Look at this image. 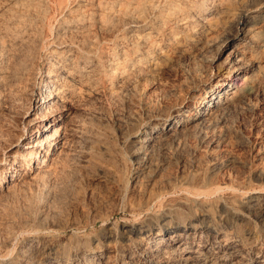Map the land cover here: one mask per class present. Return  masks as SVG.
<instances>
[{
    "label": "bare ground",
    "instance_id": "6f19581e",
    "mask_svg": "<svg viewBox=\"0 0 264 264\" xmlns=\"http://www.w3.org/2000/svg\"><path fill=\"white\" fill-rule=\"evenodd\" d=\"M16 1L19 7L0 5V116L6 112L7 123L16 129V139L6 147L7 157L0 159V193L20 190L25 183L22 180L30 173L37 182L52 173V167L65 154L67 133L79 130L69 126L75 108L72 104H76L73 101L96 91L99 73L109 75L107 69H115L122 78H130L146 74V70L153 72L160 57L171 62L161 46L165 39L176 47L184 44L186 55L197 60L183 85L185 101L191 100L197 106L190 109L176 102L163 109L144 99L147 121L143 126L139 121L133 137L123 140L132 146L130 157L113 154L110 147H105L106 163L114 172L109 166L110 172L99 166L103 172L114 173L125 190L129 189L127 175L132 171L137 179L147 169L150 184L154 182L161 170L154 154L167 143L164 136L175 141L181 133L200 129L214 109L228 111L248 99L256 87L264 88V0H165V8L159 7L160 0ZM148 12L155 13V22L144 27L145 20L143 25L140 23ZM136 28L141 34L129 36ZM109 33L121 37L115 36L110 52L105 54L101 51L102 40ZM157 34H162L160 41ZM214 38H218L217 46ZM120 41L132 43L122 46ZM214 45L218 51H230L223 62L214 66L217 73L209 74L203 68L214 60L207 54ZM255 71L260 76L257 79L252 77ZM114 75L108 78L111 88L117 80ZM15 148L16 152L11 153ZM258 173L264 180V170ZM163 182L171 184L169 180ZM184 186V196L177 201L165 200V190H145L140 210L132 203L126 206L134 215L130 225L124 223L118 228L113 224L99 236L80 233L76 238L82 245L73 255L66 241L62 242V235L36 231L27 235V245L19 247L14 244L17 234H12L4 243L0 264H264V188H241L231 191L227 198H217L223 189L210 190L208 186L209 190L200 187L203 192H191L193 188ZM169 188L175 195L179 186ZM164 207L167 213L157 225L155 214ZM252 223L256 224L254 229ZM109 239L113 243L108 242L104 249Z\"/></svg>",
    "mask_w": 264,
    "mask_h": 264
},
{
    "label": "rangeland",
    "instance_id": "374dc122",
    "mask_svg": "<svg viewBox=\"0 0 264 264\" xmlns=\"http://www.w3.org/2000/svg\"><path fill=\"white\" fill-rule=\"evenodd\" d=\"M6 1L7 0H4L2 3L6 4ZM160 1L159 7L165 8L167 4L166 1ZM9 2L10 0L7 4L13 5V8L19 7L20 5L19 1L17 2L16 0H11L12 3ZM2 3L0 4L1 6ZM71 7L72 5L69 8ZM147 15L149 17L146 16L147 18L141 20L140 23L141 25L142 21L145 20L143 22L144 25L142 24L144 27H148L149 24L155 22V13L148 12ZM87 23L88 22H85V24ZM115 34L109 33L107 37L103 38L101 51L105 54L110 52L109 47L112 46L111 43L115 39V36L121 37V35ZM139 34H141V30L136 28L129 36L133 35L136 37V35ZM160 37H162V34H157L156 38L157 40L159 39L158 41L161 40ZM214 39L216 42L215 45L217 46L218 38ZM164 41L161 43V46L165 50L164 55L169 56L171 62L164 61V59L160 57L158 59V65L153 72L146 70V74L142 72L140 75L138 73V75L135 76L131 75L130 78H122L120 71L115 72V69H107L110 73L113 71L111 74H115V79L117 78V80H115L116 87L114 86V88L107 85L109 84L108 82L111 78V74L105 75L104 72L99 73V85L96 91L87 95L82 94V96H78V98L73 101L76 104H72L73 102L71 103L75 107L73 108V117L71 116L70 118L73 123L69 121L70 119L67 121L71 122L69 124L70 128L76 127L79 128V130H77L78 132L75 130L76 132L70 131L67 133L68 141L65 145V154H63L64 156L62 155L61 160L55 165L56 167H52V173L44 176L43 179L38 182L32 179V174L30 173L22 180V183H25L22 187H19L20 190L13 193H8L7 190H4L0 193L1 254L5 249L4 243L8 241L12 234H17L14 237V244L22 247L27 245L26 242L29 239L27 235H34L36 231L39 233L41 231L40 234L43 235L45 233L50 236L62 235V242L65 243L66 241L67 248L70 250L69 253L73 255L80 245H82V242H79L78 238H76L80 233L99 236L104 230L111 228L113 224L118 228H121V224L124 225V223L125 225H130L134 220V215L126 206L128 203H132L134 207L136 206V210H140L138 205L140 206L142 203L141 198L145 190L152 189V191L163 193L166 191V194H164L165 200L173 199L177 201L176 198L180 199L184 196L183 193L185 192H183L182 189V187H185L184 185L187 186V189L193 188L189 190L191 192L200 191L202 189L206 191V189L209 190L210 187V190L212 187L213 189H216V187L220 188V190L223 189V192H219L220 196L217 194V198H224L227 195L230 196L231 191L233 193V191L240 190L241 188L244 191H258L264 188V180L258 176V171L264 170L263 87H256L248 99L241 101V104L239 102L237 103L238 105H233V108L231 107L228 111L222 108L214 109V116H211L213 113L207 116V119H210L209 121L206 120L204 125L200 128L201 130L193 129L181 133L175 141H170V138H167L168 136H164L165 139L169 140L170 144L165 140L168 145L165 143V148L162 146L163 148L161 147V150L157 149L158 152L156 151V154H154L156 155L154 156V160H156L157 163L159 162L158 164H160L159 166L161 168L155 175V186L152 185L154 182L151 184L149 182L148 176L150 174L147 169L146 172L137 179H135L136 174H134L133 171L130 172V175H127L130 181L128 190H125V188L123 189V186L119 183V180L116 179L114 173L110 174L101 170L100 167L103 165L108 171V168H110V171L114 172L109 164L107 165L108 155L104 153L103 149L105 147H110L113 154L117 153L118 155H124L127 159L130 157L129 153L131 152L130 148L132 146L130 143L125 144L123 142L127 136L130 137L132 135L131 137H133L138 127L140 125L143 126L147 121L145 120L147 119V109L144 106L145 100H152L159 108L163 109L170 108L175 105L176 102L184 103V105L189 106L188 108L190 109L197 106V104L191 100L185 101V88L183 86L185 79L192 75V69L195 67L197 60L194 61L193 57L189 58L186 55L187 53L184 52V49H186L184 48V44L177 46V48L166 39ZM120 43L122 46H130L132 42L124 43L120 41ZM215 45L210 50L208 49V52L211 54H207L209 58L211 57L210 59H214V62L212 61L211 63V61H209V64L206 63L204 65L203 70H207V73L216 74L217 72L214 66L223 62L230 51V49H224L222 52L218 51ZM210 67L214 69L212 70ZM130 70L128 73L132 74ZM253 74V79L260 77L256 71ZM79 99L81 100L80 102L78 101ZM71 104L68 106L73 107ZM6 115L5 112L0 116V159L7 157L6 147L9 141L11 140L10 142H13L14 139H16V129L14 126L7 123L6 120L9 117ZM138 122L140 125H138ZM172 142L174 143L172 144ZM17 149L18 148L13 149L11 153L16 152ZM103 155H106V159H104ZM96 157L98 159L100 158L101 161L98 160V162ZM102 157L103 159H101ZM91 163L93 164L91 165ZM218 165L221 166L218 167ZM107 166L109 167L107 168ZM257 167L259 170L256 172L258 169ZM214 168L217 169L214 170ZM212 170L214 171L212 172ZM66 173H68V176ZM185 178L186 182L184 183L183 180H185ZM164 180L171 181L169 183H171L172 186L171 184H164ZM135 182L138 183L135 185ZM175 186H179L181 191L178 188L174 195L169 187ZM200 187L202 189H200ZM179 194L181 197H179ZM165 207H167V204H165ZM165 207L156 212L155 215L158 220L155 224L158 225L161 217L167 213ZM33 215L35 217H33ZM189 215L192 214L190 213ZM26 220L29 222L27 223ZM42 220L43 222H41ZM128 222H130V224ZM251 226L254 229L256 224L252 223ZM112 241V239H109L106 244H103V248H108V242L110 244V242L113 243ZM198 241L195 244V248L198 246ZM106 260L107 257L103 258L104 262H107Z\"/></svg>",
    "mask_w": 264,
    "mask_h": 264
}]
</instances>
